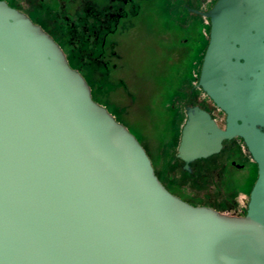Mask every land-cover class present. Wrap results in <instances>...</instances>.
Instances as JSON below:
<instances>
[{
  "label": "water",
  "instance_id": "obj_1",
  "mask_svg": "<svg viewBox=\"0 0 264 264\" xmlns=\"http://www.w3.org/2000/svg\"><path fill=\"white\" fill-rule=\"evenodd\" d=\"M185 107L183 169L240 137L257 165L243 214L160 181L136 136L96 102L55 40L0 0V264H264V0H215Z\"/></svg>",
  "mask_w": 264,
  "mask_h": 264
},
{
  "label": "rangeland",
  "instance_id": "obj_2",
  "mask_svg": "<svg viewBox=\"0 0 264 264\" xmlns=\"http://www.w3.org/2000/svg\"><path fill=\"white\" fill-rule=\"evenodd\" d=\"M184 1L150 2L137 29L123 41L125 58L117 76L124 82L118 81L115 88L106 90L107 98L96 91L94 100L136 136L152 160L159 179L175 193L194 203L205 202L215 193L219 195L214 201L217 210L228 214L236 210L235 214H243L247 202L243 188L248 192L254 182L245 185L241 179L236 187L224 186L218 194L205 179L184 173L180 167L182 161L176 157L180 129L186 118L184 105L190 99H205L200 89L194 90L195 95L189 94L195 81L188 84L187 79L190 74L191 77L199 74L208 23L201 15L185 13ZM188 1L190 8L203 10L213 0ZM167 2L173 5L168 7ZM177 15L176 24L173 18ZM215 114L221 123V116ZM202 162L204 164L205 160ZM228 197L229 201L236 199L232 209L224 204Z\"/></svg>",
  "mask_w": 264,
  "mask_h": 264
},
{
  "label": "flooded vegetation",
  "instance_id": "obj_3",
  "mask_svg": "<svg viewBox=\"0 0 264 264\" xmlns=\"http://www.w3.org/2000/svg\"><path fill=\"white\" fill-rule=\"evenodd\" d=\"M3 1L25 13L55 40L64 52L69 65L85 78L91 88L93 99H96V91L101 93L103 98H107L106 90L115 88L118 81L124 82L121 77L117 76L119 69L123 68L125 58L123 41L137 29L146 7L154 0ZM190 5V1H184V12L196 14L189 11ZM209 8H204L202 11ZM178 17L179 15L173 19L176 20ZM206 21L208 31L203 54L209 41V20L206 18ZM195 89L200 88H197L195 84ZM191 94L195 95L193 91ZM204 95L205 99H190L184 105V112L186 106L198 105L209 112L217 124L223 128L226 114L210 97ZM216 112L218 116H221V123L215 116ZM204 160V164L203 159L191 162L190 171L183 169V162L180 167L191 177L205 179L210 189L215 188L218 194L222 193L224 186H235L241 179L245 185L248 183L252 185L256 179L257 165L247 152L243 140L238 136L224 140L221 150ZM243 190L245 194L247 193L248 199L250 190L248 192L245 188ZM218 196L215 193L210 194L208 200L201 203H194L179 197L193 205H205L217 209L214 201ZM226 199L228 201L225 200L224 204L232 209L236 205V199L231 198L230 201L229 197ZM228 202L231 203L228 204ZM232 212L235 214L238 211Z\"/></svg>",
  "mask_w": 264,
  "mask_h": 264
},
{
  "label": "trees",
  "instance_id": "obj_4",
  "mask_svg": "<svg viewBox=\"0 0 264 264\" xmlns=\"http://www.w3.org/2000/svg\"><path fill=\"white\" fill-rule=\"evenodd\" d=\"M215 2V0H213L212 1V3H211V5L209 6V7H211L212 6V4ZM167 4V6L168 7H171V5H173V4H171V2H167L166 3ZM191 75L192 74H190L189 75V77H188V79H187V83L189 84V83H191L192 81H195V83L193 84V85H191V87H190V89H189V94L191 95V92L193 91L194 92V90H195V84H196V82H197V78H198V74L197 75H193V77H191ZM192 79V80H191ZM189 80V81H188ZM182 127V126H181ZM181 130V129H180ZM179 159V158H178ZM180 160V159H179ZM155 169V168H154ZM155 173H156V175L158 176V174H157V172H156V170H155ZM184 173H186L185 171H184ZM159 178V177H158ZM164 185H165V187L169 190V191H171L172 193H174V194H176L177 196H179L177 193H175L169 186H167L162 180H160Z\"/></svg>",
  "mask_w": 264,
  "mask_h": 264
}]
</instances>
